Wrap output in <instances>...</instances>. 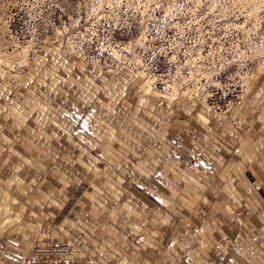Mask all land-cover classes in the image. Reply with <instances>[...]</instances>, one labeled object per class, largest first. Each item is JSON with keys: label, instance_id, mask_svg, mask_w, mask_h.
I'll list each match as a JSON object with an SVG mask.
<instances>
[{"label": "crops", "instance_id": "0c3cea01", "mask_svg": "<svg viewBox=\"0 0 264 264\" xmlns=\"http://www.w3.org/2000/svg\"><path fill=\"white\" fill-rule=\"evenodd\" d=\"M45 65L22 98L0 85V200L17 198V217L0 230V250L2 239L15 247L0 264H22L34 235L80 239L92 264H264L263 84L237 107V124L250 123L244 135L229 116L208 110L202 121V109L183 103L194 124L177 117L172 131L197 134L194 149L211 156L202 167L179 164L187 147L169 152L162 108L137 99L121 74ZM79 180L89 184L79 208L41 227Z\"/></svg>", "mask_w": 264, "mask_h": 264}, {"label": "rangeland", "instance_id": "374dc122", "mask_svg": "<svg viewBox=\"0 0 264 264\" xmlns=\"http://www.w3.org/2000/svg\"><path fill=\"white\" fill-rule=\"evenodd\" d=\"M78 64L99 73L121 74L137 99L162 108L157 116L168 124L169 152L178 151L176 145L187 147L179 151V164L205 167L211 156L194 149L197 134L176 135L172 124L177 117L179 125L187 117L192 124L195 110L186 115L183 108L194 105L202 109L198 117L208 110L224 114L236 134L246 133L250 123L237 124L239 102L256 85L263 84L264 93V0H0V85L11 97L22 98L24 82L35 80L44 65L60 70ZM141 68L147 78H154L148 95H143L146 79L136 75ZM170 85L176 86L174 93ZM215 130L221 131L219 125ZM219 140L222 155L229 157L230 145ZM102 162L96 159L98 166ZM88 190L83 180L70 182L66 197L38 224L47 231L56 229L65 215L79 208ZM6 194L8 212L0 216V221L5 216L1 229L17 217V198ZM57 238L34 235L26 249L36 241L71 240L84 251L80 239ZM1 241L0 256L7 257L15 246L8 239ZM123 261L124 257L118 264Z\"/></svg>", "mask_w": 264, "mask_h": 264}, {"label": "built area", "instance_id": "2783aa9c", "mask_svg": "<svg viewBox=\"0 0 264 264\" xmlns=\"http://www.w3.org/2000/svg\"><path fill=\"white\" fill-rule=\"evenodd\" d=\"M139 38L141 37H137L136 40H139ZM139 70L142 71L144 69L141 68ZM142 72L145 74V77H150L147 76L144 71ZM150 79H152L151 83H153L154 78H150ZM187 88L189 90L190 89L192 90V88L189 87L188 85ZM197 98L205 99L204 96ZM22 264H92V263L83 256L79 246L76 243H74L71 240H64V241H36L31 246L29 256L23 261Z\"/></svg>", "mask_w": 264, "mask_h": 264}, {"label": "bare ground", "instance_id": "6f19581e", "mask_svg": "<svg viewBox=\"0 0 264 264\" xmlns=\"http://www.w3.org/2000/svg\"><path fill=\"white\" fill-rule=\"evenodd\" d=\"M141 37V36H140ZM137 77L138 78H140V79H146L145 80V83H144V85H143V87H144V89H143V95H148V94H151V92H152V87H151V82H152V80L151 79H149V78H147V77H145V74L142 72V71H139L137 74ZM139 79V80H140ZM175 83V82H174ZM175 85V84H174ZM174 85H170L171 86V89L173 90V93H174V91L177 89L176 88V86H174ZM179 88V87H178ZM172 93V94H173ZM176 93V92H175ZM162 96H165V97H168L169 98V96L170 95H162ZM172 97V96H171ZM199 119H202L203 121H206L207 120V117H205V116H203V115H201V114H199V117H198ZM1 201V200H0ZM6 212H8V204H7V194H6V196H4L3 197V200L1 201V203H0V216L2 215H4ZM5 217V216H4ZM4 217H2L1 219H2V221H3V219H4ZM2 221H0L1 223H2ZM7 220H5V222H6ZM3 224H4V221H3ZM1 227H2V225H0V229H1Z\"/></svg>", "mask_w": 264, "mask_h": 264}]
</instances>
